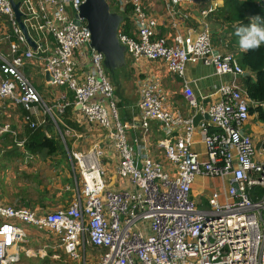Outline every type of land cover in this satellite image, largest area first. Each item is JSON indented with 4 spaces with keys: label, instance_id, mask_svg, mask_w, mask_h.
I'll use <instances>...</instances> for the list:
<instances>
[{
    "label": "built area",
    "instance_id": "1",
    "mask_svg": "<svg viewBox=\"0 0 264 264\" xmlns=\"http://www.w3.org/2000/svg\"><path fill=\"white\" fill-rule=\"evenodd\" d=\"M183 1L203 0H170L174 5ZM83 2L21 0L20 11L26 28L49 34L55 42L52 52L41 59L49 85L73 92L80 114L77 121L102 129L106 142L102 146L107 151L94 144L88 151L71 153L79 181L74 180L73 201L66 208L38 215L28 208L0 204V264L18 263L26 250L22 244L29 242V235L17 222L53 233L68 262L264 264V163L256 160L252 138L244 130L250 107L257 105L237 83L245 72L235 53L215 50L207 24L194 35L176 34L171 42L154 37L156 21L145 12L141 0H107L124 17L118 40L133 59L132 69L139 72L134 79L138 124L123 122L103 57L90 47L86 22L77 17L80 24L73 23ZM211 12L207 9L201 16ZM1 16L18 28L8 0H0ZM127 20L133 22L134 35L126 34ZM16 39L9 46V58L0 55V100H9L26 112L36 111L40 119L28 123L35 129L42 126V115L51 116V108L22 68L40 47L17 54V43L26 42L19 29ZM157 61L181 78L186 108L207 114L208 122L200 121L196 129L192 118L171 105L160 76L145 71L146 63ZM198 63L212 66L215 76L228 79L220 84L219 99L207 113L204 98L198 101L184 78L186 65ZM61 102L55 107L57 113L69 106L64 96ZM152 121L161 127L157 139ZM196 130L205 147L204 159L193 151ZM8 131V125L0 130ZM106 154L117 155L121 189L107 183L108 172L101 161ZM196 176L223 179V201L214 192L207 197V207L198 208L191 197ZM89 251L97 253L95 258L88 256ZM26 254L34 256L32 251Z\"/></svg>",
    "mask_w": 264,
    "mask_h": 264
},
{
    "label": "crops",
    "instance_id": "2",
    "mask_svg": "<svg viewBox=\"0 0 264 264\" xmlns=\"http://www.w3.org/2000/svg\"><path fill=\"white\" fill-rule=\"evenodd\" d=\"M14 1L21 2V0ZM141 2L143 8L145 9V12L156 21V27L153 30L154 37L164 38L165 40L171 42L176 34L185 36L188 34L194 35L202 30L203 24H207L210 34L212 36V43L214 44L215 50L218 53H233L232 48H229V38H233L234 36L233 29L236 23H231L225 20V17L230 11V8L228 9V7L226 6L225 0H203L195 4L183 1L182 3H179L177 5L172 4L170 0H141ZM207 9H211L212 12L203 18L201 16L202 12ZM171 11H173V14H171ZM0 19L8 26V28H0V55L5 58L6 55H9L10 44L17 42L16 29L18 28H13L10 22L7 23L8 20L6 17L1 16ZM128 23L129 28L127 29L126 34L128 36L134 35L135 32L133 29V22L130 23L128 21ZM26 29L28 32V36L35 45V50L29 47L26 42L17 43V54L23 55L26 51L29 50L36 51L38 47H40V49L37 52V58L35 57L32 60H26L22 71L37 91H40L43 95H48V97L52 98L51 102L56 101V104L53 107H49L51 108V116L42 115L41 118L44 121L42 126L44 127V134L47 137L56 139L52 135L50 131L51 128L49 125L51 124L53 126L54 124L56 126V129L58 130L61 140H63V144H61L59 150L52 155H48L42 152L32 154L33 156L39 157L35 159L34 164H31L32 160L29 159L28 166L34 165V170L27 172V174L22 172V176L26 175L24 178H29V180H31L35 184L41 183V180L43 179H49L51 175H57L58 179L57 184L55 185L56 188L52 189V191L48 193V195L46 196L47 199L44 200L41 206H38L39 204L30 206L27 201L29 200V195H27L29 194L27 185L17 184L18 180H15V182H11L12 185L9 186L10 182L6 183V180L4 178L6 172H2V160L4 166L7 167L9 163L14 162L17 158L22 159L24 156L16 155L13 151H6V153L0 151V204L3 206L14 208L18 206H23L21 208H28L35 214L39 215L42 213V211L52 212L66 208L71 205L74 195L72 189L74 186V180L79 181V178H75L77 176V170L75 169L72 163V152L88 151L94 144H97L103 153H106L107 150H103L102 146L103 144H106V142L104 141V131L102 129L95 126L88 127L77 121V119L80 117V114L77 113V106H74L73 104V92H69V90H67L65 87H54L49 85L50 78L47 73L43 72L44 66L41 59L47 57L55 47V42L51 35L45 34L43 32L34 33L28 28ZM132 64L133 63H131L126 70L117 74L115 76V80L118 81L120 87V82L123 79L127 78V80H129L128 82L130 83V90L129 98L127 100L128 102L126 101V105L130 107H128V111L126 110L125 114L122 112L120 116L124 121L125 119H128L125 122H134L138 124V92L134 79L136 76H139V72H135V70L132 69ZM148 70H152L160 76V82L163 86V89L167 92V94H169V101L171 105L174 108H177L182 116L186 115L187 117L193 118L195 115L199 114L195 112V110H188V108H186L187 106L181 97V78L177 77L170 70L165 68L163 66V63L159 61L146 63L145 71ZM245 73H247V76L251 79V81H255L254 73ZM106 74L108 75L107 72ZM42 77L43 80H39V78ZM108 77L110 79L111 84L114 86L109 75ZM184 78L189 81L190 87L192 88L195 96L198 98V101H200V97L204 98L202 104L205 113L208 112L211 104L218 101L219 97L216 91L219 88L220 84L222 82L228 81L227 77H222L221 79V77L215 76L214 69L212 66H207L201 63L186 65L184 71ZM243 79L244 76H242L237 81L238 85L241 87H243ZM114 88L116 87L114 86ZM55 89L59 90V92L63 91L58 98H55ZM69 94H72V96H70ZM63 96L67 99V103H69V106L68 108L64 109L62 113H57L58 110H55V107L57 106L60 97L62 98ZM116 99V104L118 108L124 107V102L119 103V100H124H118V98ZM8 101L9 100H0V130L5 125H8L10 128V131L8 132H0V147L6 150L11 148L9 144H13L15 145V147L21 145V143L24 142V139L20 140L17 136L24 135L25 131L30 128L28 123L36 121L38 120V118L40 119V115H38L36 111L33 110L32 112H26L19 105ZM254 107L256 106L250 107V109ZM260 107L262 111H264V104L260 105ZM67 109H69L67 111V119L70 122H74L77 126L70 127L69 125L64 123V121H62V118L66 113ZM29 114L32 115L28 116ZM199 115H201V119L195 126L196 129L198 128V124H200L201 122L206 123L209 121L208 119L204 118V116L207 114ZM27 116L29 120L26 119ZM157 124V122H151V126L154 130V139H157L160 136L161 127L157 126ZM244 130L252 138L253 145L256 150V160L261 163H264V122L260 119L258 112L249 111V118L244 124ZM13 133H15V135H13ZM64 133L69 135L68 142L64 140ZM136 133L138 135L137 131ZM5 137H8L9 140H7L8 138L6 139ZM1 144H5L6 146L2 147ZM193 144V151L198 154L201 159H204L205 147L202 142L201 134L198 130L193 133ZM21 146L22 150H24L23 144ZM63 156L65 157L64 160H66V163L70 167V173L65 172L63 168L64 164H62L60 161ZM105 157L106 158H103L101 161L103 167L108 172L107 183L112 188L121 189L123 182L122 180L117 178L116 174V165L118 161L117 155L115 154V156L113 157H108L106 154ZM26 170H28V168H26ZM40 172L42 173V176H40ZM34 173H38V175L34 176ZM12 177L14 179L16 178L15 171L12 174ZM14 179L11 178L12 181ZM63 179H72L73 186H70L68 184H62ZM9 190L11 192V196H8L10 195ZM225 190L226 185L223 179H209L196 176L194 182L191 185V197L198 208H206L208 196L216 192L218 193L219 201L222 202ZM16 203H18L19 205H16ZM13 205H15L16 207ZM55 259H57V257Z\"/></svg>",
    "mask_w": 264,
    "mask_h": 264
},
{
    "label": "rangeland",
    "instance_id": "3",
    "mask_svg": "<svg viewBox=\"0 0 264 264\" xmlns=\"http://www.w3.org/2000/svg\"><path fill=\"white\" fill-rule=\"evenodd\" d=\"M109 5V4H108ZM110 10H112L111 6ZM113 11V10H112ZM252 17V16H250ZM0 28H8L7 24L4 23L1 19H0ZM231 44L233 45V49L232 51L235 52L236 58L238 59L241 54L243 53L237 46V39H233V38H229ZM211 41H212V36H211ZM212 46L214 47V44L212 43ZM6 55V54H5ZM6 58H9V55L5 56ZM125 61H126V67L128 68L130 66V64L133 62V59L131 58V56L127 53H125ZM39 80H43L42 78H39ZM129 80H127V78L123 79L120 84L121 87L119 89L115 88V92L114 95L116 98L122 99L124 101H120L124 102V107H119L118 108V112L121 115L122 112L125 114L126 110L128 111V105H126V103L128 102V98H129V90H130V83L128 82ZM40 96L42 97L44 103L48 106V107H53L56 104V101L51 102L50 97H48V95H43L40 91H38ZM63 92V91H62ZM61 91L59 92V90L55 89L54 93H55V98H58L60 96V94L62 93ZM127 98V99H126ZM127 101V102H126ZM10 102V101H8ZM118 103V104H119ZM58 104H62L61 102V97L58 101ZM123 104V103H122ZM123 114V115H124ZM122 115V116H123ZM121 117V116H120ZM122 118V117H121ZM50 125V131L52 133V135L58 140L59 144H63V140H61L60 135L58 133V130L56 129V126L53 124V126L51 124ZM64 140H66V142L69 141V135L68 134H63ZM6 139L8 137H5ZM9 140V138L7 139ZM65 142V144H66ZM22 145V144H21ZM18 145L17 147H15V145L13 144H9V146L11 147L10 149L6 150V149H2L0 147V151L6 153V151H13L15 152L16 155H23L24 157L22 159L17 158L14 162H11L7 165V167L4 166L3 160H2V164H3V168H2V172H6L5 175V180L6 183H9V186L12 185L11 182H15V180L17 181V184H26L27 188H28V193L27 195H29V200L28 203L31 205H35V204H39L38 206H41V204L44 202L46 198V196L48 195V193L50 191H52V189L56 188V184H57V175L54 176H50L49 179H43L41 180V183L39 184H35L33 183L31 180H29V178H24L26 175L22 176V172L26 173L30 172L31 170H34V165L32 166H28L29 164V159L32 160L31 164L35 163V159L39 158L38 156H33L31 153H29L28 151H24L22 150V146ZM2 147L6 146L5 144H1ZM64 156L63 158L60 159L61 163L64 164L63 168L65 170L66 173H70V167L69 165L66 163V160H64ZM42 163V162H41ZM26 168H28V170H26ZM16 173V178L14 179L12 177V174ZM38 173H34V176H37ZM11 176V177H10ZM40 176H42V173L40 172ZM14 179L13 181L11 180ZM1 180V178H0ZM62 184H68L70 186H73V181L72 179H63L62 180ZM16 189V188H14ZM10 192V190H9ZM11 196V192L10 195ZM16 205H19L18 203H16ZM15 206V205H13ZM16 207V206H15ZM23 206H18L16 208H21ZM43 212V211H42ZM18 227L22 228L24 231H26V233L29 235V242L27 244H22L23 247L26 249L24 252L20 253V261L16 264H80V262H68V259L63 255V253L61 252L60 248L58 247L57 244V240L55 238V235L51 232H43V231H37L33 226L31 225H27L25 223H16ZM45 251V255H39V251ZM26 251H32L34 256H28L26 254ZM97 255L96 252L94 251H89L88 252V256L95 258V256ZM57 257V259H55Z\"/></svg>",
    "mask_w": 264,
    "mask_h": 264
},
{
    "label": "trees",
    "instance_id": "4",
    "mask_svg": "<svg viewBox=\"0 0 264 264\" xmlns=\"http://www.w3.org/2000/svg\"><path fill=\"white\" fill-rule=\"evenodd\" d=\"M225 2L228 9L230 8L225 20L231 23H236L233 29V34L235 33L236 28L241 24L244 26L249 24L250 16H259L261 20L264 21V0H225ZM128 28L129 26L126 25V33ZM234 38L237 39L235 35L233 36V39ZM229 48L233 49L231 42ZM233 53L235 52L233 51ZM237 61L244 72L255 74V81H251L248 76L244 77L243 88L249 99L257 105L256 107L251 108L250 112H258L260 119L264 122V111H262L260 107V105L264 104V46L261 45V47L256 50H250L246 53L243 52ZM113 84L118 88L114 82ZM69 95L72 96V94ZM68 110L69 109L66 110L62 121L70 127L77 126L74 122H70L67 119ZM121 120L124 121L122 118ZM127 120L128 119H125V121ZM44 133V127L41 126L36 129L28 128L24 135H19L17 137L20 140L24 139L23 148L25 151H28L31 154L42 152L52 155L59 150L61 145H59V142L56 139L49 138Z\"/></svg>",
    "mask_w": 264,
    "mask_h": 264
},
{
    "label": "water",
    "instance_id": "5",
    "mask_svg": "<svg viewBox=\"0 0 264 264\" xmlns=\"http://www.w3.org/2000/svg\"><path fill=\"white\" fill-rule=\"evenodd\" d=\"M13 10L14 20L18 29L23 34L29 47L35 50L33 41L28 36L27 29L22 21L24 17L20 11V2L8 0ZM75 25L80 22L77 17L86 22V28L90 33V47L103 57V67L110 76L118 89L120 88L115 76L126 70L125 47L118 40V31L120 25L124 21L123 15L110 10L107 0H84L78 9ZM244 77L247 73L243 74ZM208 119V116H204ZM201 119V115L197 114L192 118L193 126H196Z\"/></svg>",
    "mask_w": 264,
    "mask_h": 264
},
{
    "label": "clouds",
    "instance_id": "6",
    "mask_svg": "<svg viewBox=\"0 0 264 264\" xmlns=\"http://www.w3.org/2000/svg\"><path fill=\"white\" fill-rule=\"evenodd\" d=\"M234 35L242 52L256 50L264 45V21L259 16L250 17L249 24L238 26Z\"/></svg>",
    "mask_w": 264,
    "mask_h": 264
}]
</instances>
